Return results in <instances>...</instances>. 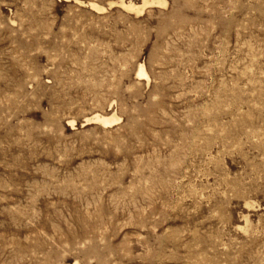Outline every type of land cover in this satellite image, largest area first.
Listing matches in <instances>:
<instances>
[{
	"label": "rangeland",
	"instance_id": "obj_1",
	"mask_svg": "<svg viewBox=\"0 0 264 264\" xmlns=\"http://www.w3.org/2000/svg\"><path fill=\"white\" fill-rule=\"evenodd\" d=\"M121 1L0 0V264H264V0Z\"/></svg>",
	"mask_w": 264,
	"mask_h": 264
},
{
	"label": "bare ground",
	"instance_id": "obj_2",
	"mask_svg": "<svg viewBox=\"0 0 264 264\" xmlns=\"http://www.w3.org/2000/svg\"><path fill=\"white\" fill-rule=\"evenodd\" d=\"M142 6L145 7L147 5H166L165 0H142ZM121 6L127 10L135 11V12H141L143 7H137L132 2L126 3L124 0L121 1ZM91 7L98 11H103L104 9L100 8L98 5L92 3ZM137 76L142 79H149V75L145 69L144 65L139 66V70L137 72ZM120 119L116 116V114L113 115H96L90 119H87V122L93 121L95 123L101 124L103 126H113L115 123H117ZM72 264H80L78 261H75Z\"/></svg>",
	"mask_w": 264,
	"mask_h": 264
}]
</instances>
